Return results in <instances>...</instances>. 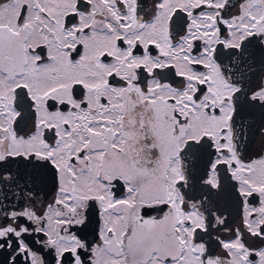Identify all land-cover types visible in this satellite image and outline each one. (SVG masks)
<instances>
[{"label": "snow or ice", "instance_id": "obj_1", "mask_svg": "<svg viewBox=\"0 0 264 264\" xmlns=\"http://www.w3.org/2000/svg\"><path fill=\"white\" fill-rule=\"evenodd\" d=\"M0 264H264V0H0Z\"/></svg>", "mask_w": 264, "mask_h": 264}, {"label": "flooded vegetation", "instance_id": "obj_2", "mask_svg": "<svg viewBox=\"0 0 264 264\" xmlns=\"http://www.w3.org/2000/svg\"><path fill=\"white\" fill-rule=\"evenodd\" d=\"M252 119H254L255 121H259L261 119V110L259 108L253 110Z\"/></svg>", "mask_w": 264, "mask_h": 264}]
</instances>
